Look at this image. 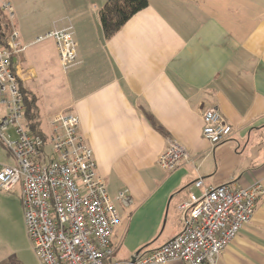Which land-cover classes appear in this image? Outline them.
<instances>
[{
	"label": "crops",
	"instance_id": "1",
	"mask_svg": "<svg viewBox=\"0 0 264 264\" xmlns=\"http://www.w3.org/2000/svg\"><path fill=\"white\" fill-rule=\"evenodd\" d=\"M107 1L69 0L45 29L30 16L20 19L25 49L13 67L26 110L27 101L34 102L39 131L41 120L79 117L119 213L112 237L119 260L111 261L122 264L181 232L178 206L189 193L201 196L204 188L223 184L264 185V0H148L109 39L99 20ZM68 22L77 63L64 71L56 43L36 40ZM208 108H217L233 129L215 146L203 137ZM4 112L0 106V117ZM170 142L189 153L173 171L158 163ZM199 180L202 188L195 185ZM124 190L128 206L116 199ZM10 194L23 210L20 187ZM12 230L25 239L24 228ZM217 264H264V196Z\"/></svg>",
	"mask_w": 264,
	"mask_h": 264
},
{
	"label": "built area",
	"instance_id": "2",
	"mask_svg": "<svg viewBox=\"0 0 264 264\" xmlns=\"http://www.w3.org/2000/svg\"><path fill=\"white\" fill-rule=\"evenodd\" d=\"M5 7L11 13L12 8ZM45 39L56 43L65 70L77 63L71 27L54 29L36 43ZM19 40L12 28L5 45L0 44V106L5 108L0 117V143L15 161V166L0 164V192L10 194L20 187L27 237L41 264H117L111 258L119 215L85 143L79 117L72 113L55 116L48 135L32 131L27 123L25 98L13 67V58L22 52ZM202 118L203 137L213 146L231 136V125L217 108L206 109ZM188 157L184 146L170 142L158 163L173 171ZM195 185L202 188L203 182ZM262 196L261 182L238 189L230 184L204 188L201 196L189 193L178 206L181 232L158 249L141 250L134 264H217L252 220ZM116 199L124 206L131 203L126 190Z\"/></svg>",
	"mask_w": 264,
	"mask_h": 264
},
{
	"label": "rangeland",
	"instance_id": "3",
	"mask_svg": "<svg viewBox=\"0 0 264 264\" xmlns=\"http://www.w3.org/2000/svg\"><path fill=\"white\" fill-rule=\"evenodd\" d=\"M68 2L69 0H0V17L2 19L1 26L5 28V26H7L8 24L9 27L7 33L11 32L12 28H14V30L18 32L17 22L20 19H24L26 16V19H30L32 17V20L37 21L36 26L37 28L39 27V30L45 29L48 25H50V23H52L53 20L58 19L59 16L56 15V13H60L61 8L66 6ZM7 4L10 6V8H12L11 13L5 11V8L7 7V6L5 7V5ZM18 26H20L19 22H18ZM21 26L24 27V24H22ZM66 27H71L74 35V27L70 22L66 23L65 25H63V27L60 28L63 29ZM54 29L55 28H53L51 31H53ZM46 42L52 43L53 40L45 39L41 43H46ZM19 44L21 43L19 42ZM21 48H22L21 51L23 52L25 47L22 46ZM22 52H20L19 55H21ZM17 58L18 55L14 57L13 60H16ZM62 69L66 71L63 66ZM46 103L50 104L51 102L49 103L46 101ZM39 127L44 134L47 135L49 134L50 129H49L48 120H41ZM2 163L9 166H15L14 159L9 155L7 150L0 144V164ZM16 198L17 197L12 194L0 195V259H3V261L6 263L10 261L11 264H13L14 262L18 264V261L22 262V264H41L33 251L31 243L28 240V237L26 236V230H25L26 224L24 219V212L23 210L20 211L18 204L15 202ZM111 200L114 204L115 201L114 198H111ZM12 204L16 206V208L18 206V211L16 208L15 210L19 212V214L16 213V211L12 207ZM118 225L119 222L117 226ZM13 228H24V233L22 234L23 236H25V239L23 238L21 239L20 234L18 236L16 235L17 236L16 238L12 230ZM16 249L19 250V253L18 250ZM13 251L16 252L13 253ZM118 258H119V254H117L116 252L115 255L112 256V261L115 262L119 260ZM11 259H13V263L11 262Z\"/></svg>",
	"mask_w": 264,
	"mask_h": 264
},
{
	"label": "trees",
	"instance_id": "4",
	"mask_svg": "<svg viewBox=\"0 0 264 264\" xmlns=\"http://www.w3.org/2000/svg\"><path fill=\"white\" fill-rule=\"evenodd\" d=\"M148 7V0H108L99 12V20L105 38H111L123 27L134 15ZM0 17V44L5 45V35L8 24L3 28ZM27 123L32 131L43 134L38 129L36 121V107L34 102L27 101Z\"/></svg>",
	"mask_w": 264,
	"mask_h": 264
},
{
	"label": "water",
	"instance_id": "5",
	"mask_svg": "<svg viewBox=\"0 0 264 264\" xmlns=\"http://www.w3.org/2000/svg\"><path fill=\"white\" fill-rule=\"evenodd\" d=\"M140 253H141V251L137 252V253L133 256V258H132L130 264H134V263H135V260H136L137 256H138Z\"/></svg>",
	"mask_w": 264,
	"mask_h": 264
}]
</instances>
